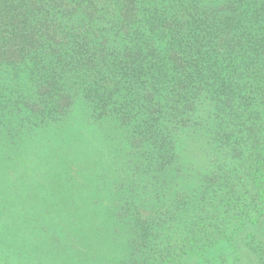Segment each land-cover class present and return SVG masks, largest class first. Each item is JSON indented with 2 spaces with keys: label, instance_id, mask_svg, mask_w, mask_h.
Segmentation results:
<instances>
[{
  "label": "trees",
  "instance_id": "16d2710c",
  "mask_svg": "<svg viewBox=\"0 0 264 264\" xmlns=\"http://www.w3.org/2000/svg\"><path fill=\"white\" fill-rule=\"evenodd\" d=\"M0 264H264V0H0Z\"/></svg>",
  "mask_w": 264,
  "mask_h": 264
},
{
  "label": "rangeland",
  "instance_id": "374dc122",
  "mask_svg": "<svg viewBox=\"0 0 264 264\" xmlns=\"http://www.w3.org/2000/svg\"><path fill=\"white\" fill-rule=\"evenodd\" d=\"M74 168H75V166H72V167H71V169H73V170H74Z\"/></svg>",
  "mask_w": 264,
  "mask_h": 264
}]
</instances>
